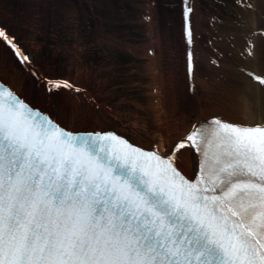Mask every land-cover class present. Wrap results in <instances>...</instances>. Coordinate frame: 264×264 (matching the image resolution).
Wrapping results in <instances>:
<instances>
[{"label": "snow or ice", "instance_id": "6c2138e0", "mask_svg": "<svg viewBox=\"0 0 264 264\" xmlns=\"http://www.w3.org/2000/svg\"><path fill=\"white\" fill-rule=\"evenodd\" d=\"M184 7L192 38L196 7ZM0 38L43 91L38 105L0 78V264H264V120L246 100L240 121L215 114L163 149L144 132L137 145L87 121L71 127L78 113L57 102L62 93L104 105L42 71L3 25ZM255 39L252 32L246 55L264 59V40ZM216 55L223 69L232 53ZM187 70L198 91L194 45ZM249 75L264 86V75Z\"/></svg>", "mask_w": 264, "mask_h": 264}, {"label": "bare ground", "instance_id": "6f19581e", "mask_svg": "<svg viewBox=\"0 0 264 264\" xmlns=\"http://www.w3.org/2000/svg\"><path fill=\"white\" fill-rule=\"evenodd\" d=\"M30 1L31 0H29V3ZM54 1L56 3L52 8L50 5ZM156 1L163 9L168 7L167 5L165 6L162 1ZM223 1L222 4L224 6L222 10H227L225 7L229 5V10H231L232 13H236L235 17L226 15L224 11L217 10V7L215 10L206 6L204 7L198 1L196 3L195 27L196 29L199 27L200 32L204 30L205 33L208 29H203L205 26L200 23L206 24V19L209 16H216L217 18L214 22L216 23V25H214L215 33H221L220 35H223L224 38L221 37V40L219 39L220 37L218 39L216 38L217 40L215 43L216 45L222 43L225 45L232 44L233 47L230 46L229 51L234 57V62H229L228 65L221 70L209 64L208 70H210L211 67L212 69L207 74L202 70L204 64H201V66H199V71L195 74V80L199 86V90L193 91L192 93L188 92L190 83L188 82L187 65L185 64V46L181 44L179 48L178 45H175V42L171 40L173 35H169L167 30H165L166 32L164 33L160 32L159 29L161 26L158 24L157 20L152 21V23H156L150 26V32H152L156 38L152 35V37H149L148 35V39L143 42H138L137 44L134 43L136 37L126 35V33L123 32L125 28L123 29L120 23H115L118 28H115V25L111 26L110 29L112 32L108 33L107 29L104 31L102 30L106 38L101 33V37L98 39L99 43L97 44L99 48L97 47L95 49L97 53L106 50L108 55H112L113 53L119 54V52H123L124 49L127 52L131 51V53L139 57L138 53L139 51L142 52V49H153V51L150 52L151 54L146 53L149 64L142 67L143 70L151 71V73H147L149 76V81L147 82L150 83L153 81V83L150 85L147 84L149 88L145 90V92L138 91V93L136 92L138 95L135 94L138 98H141L144 93L149 97L146 96V98H143L144 100L142 99V101H140V99H136L133 95H126L127 102H131L133 98V112L129 106H125V104L122 105L120 101H116L112 105L108 104L107 101L103 99V95L108 93L107 88L99 84L102 83L101 80H98V83L94 82V79L98 78V74L100 73L99 68V72H97L95 68H93L92 72H88V64L82 59V54L76 49V44H71V47H68L66 45L68 41L65 42L63 39L64 35L56 36V34H53L52 42L55 41L56 45L59 47L63 46V49L66 48L68 50L64 53L62 49L64 53V60L62 63L65 64H63L60 69L59 67L55 69L57 71L59 70L58 72H54L53 70H51V72L50 69L47 71L44 66V72H50L55 76H65L71 79L79 86L87 88L91 96L95 97L100 104L104 105V111L101 112L97 109L95 102L88 97H78L71 92L62 93L56 98L57 102L59 104H66L69 113L73 111L78 113V120L70 119L68 121L69 125L75 127L78 122L84 123L87 121L91 124L93 129L97 127L117 129L129 135L133 142L140 145H144L145 142L137 133L144 132L146 135L150 136L152 140L159 142L163 149L167 147L171 141L183 139L188 135L193 123L198 119L220 114L227 119L235 121L242 120L241 105L239 104L241 99L246 100L255 110V116L258 120H264V87L259 83L256 84L251 82V80H249L250 75L247 73L254 71L256 74L264 75V59L249 57L246 55L245 51L252 32L256 33L255 42L257 45L264 40V31H262V29H264V7H262V2H264V0H239V3H235L233 0ZM34 2L38 8L41 2L44 5V10L40 9L42 13L40 19L37 18L38 11L35 13L30 6L27 11H23L24 9L21 8L19 0H12L11 4H9L11 6L9 7L3 4L5 6L2 8V11L5 12V14L0 20H6L10 27L13 26V33H15L19 39V36L22 35L20 32L21 26L26 28L28 32L32 30L36 33V38H41L42 36L43 39L44 37L48 38L49 35L47 37L45 31L49 28L50 24L56 20L57 16H59V9L65 11L64 8L67 6L66 4L58 2V0H35ZM249 3H254L258 10L249 12L244 7H241V5ZM211 4L213 3L211 2ZM122 8L123 5H117L116 15L121 16L123 14L124 9L121 10ZM80 9V13L84 12L89 14L91 11L87 10L83 5H81ZM173 10L174 7L171 6V8L169 7L167 9V12L172 14ZM217 11L223 14H220L221 16L213 14ZM226 13H228V11ZM151 14L153 15L155 12ZM101 17L103 19V16ZM33 18L36 22H33ZM155 19H157V17ZM63 20V25H66L65 19ZM35 24L41 27L38 28ZM167 26L169 30L171 26ZM80 30L77 26L76 29L73 30L74 36L79 37L82 31ZM209 31L214 32L212 29ZM260 32H262V34ZM122 33L124 37H122ZM85 37H87V34ZM210 38H212V36H210ZM226 38L227 42L225 40ZM58 50L60 51L59 48ZM210 54L208 49L199 47L197 56L198 58L200 56V63H206ZM179 64L181 66H177ZM66 66L68 68L63 70V67L66 68ZM75 70H77V74L72 76V73H76ZM140 70L141 67L139 66V71ZM177 70L179 71L178 73ZM0 77L4 78L14 89H17L18 92H21L26 99L38 105L41 103L40 98L43 96V91L35 88L34 80L30 78V74L26 71L25 67L18 62L16 56L4 40L2 41V38H0ZM225 79L230 80L225 81ZM113 84L115 85V83ZM152 87H156L158 91L156 90V92L148 93L149 89L151 90ZM112 89H114V87ZM117 91H119V89ZM144 103H146L147 107ZM43 107H48V105L44 104ZM108 109L112 110V114L116 119L109 117L105 120L102 118V116H107ZM149 113L153 114V117L155 116L154 118L157 120L156 124L153 123L155 124L153 127H151L148 122ZM191 156V151L184 154V166L190 176L193 170Z\"/></svg>", "mask_w": 264, "mask_h": 264}, {"label": "rangeland", "instance_id": "374dc122", "mask_svg": "<svg viewBox=\"0 0 264 264\" xmlns=\"http://www.w3.org/2000/svg\"><path fill=\"white\" fill-rule=\"evenodd\" d=\"M11 1L12 0H0V18H2L5 14V12L2 11V8L5 5H8L7 7L11 6V5H9V4H11ZM34 1L35 0H31L29 3V0H19V3L21 4V8L24 9L23 11H27L29 6L31 7V9H34V7H36V5L34 4L35 3ZM81 1H82V3H81ZM81 1H79V0H58V2L66 4L67 6L64 8L65 11L59 9V11H58L59 16H57L56 20L54 22H52L50 24L49 28L45 31L46 32L45 34L47 35V37L49 35L48 38L44 37V39H43L42 38L43 36L41 38H36L35 35H37V34L34 33L32 30L28 29L29 30V32H28L27 29L24 28L23 26L20 27V32L22 33V35L19 36L20 40L27 46V49L30 52H32V55H34L37 62H40L43 66L46 67L47 71H49L48 69H50V71L53 70L54 72H58L59 70L57 71L55 69L58 67L60 69V67H62L63 64H65V63H62V61L64 60L63 54L68 51L66 48L63 49V46L59 47L58 45H56L55 41L52 42L53 41V39H52L53 34H56V36L57 35L58 36L64 35L63 39L65 42L68 41V43L66 44L68 47H71V44H73V45L76 44L75 46L77 47V49L82 50V51L84 50L87 52L89 49V48H87L89 46V44H93V42H91V41L88 42V40H86V37H85L87 31L84 30V26H85V23L88 22L86 20V13H84V12L80 13V11H79V10H81L80 9L81 5H85V7H86V6H88V2L86 0H81ZM105 1H106V3L104 2V4H103L104 8H108L109 6L116 5L117 3L119 6L123 5V7H124V15H121V16L115 15V12L112 10H111L112 12L110 11L108 13H103L104 15H107V17L103 15L106 19L109 18V20L106 21V25L108 27L115 25V23L117 22V23H120V26L124 29L125 19L127 21H128V19H130V20L134 21L138 27L137 37L140 38L139 41L143 42L146 39H148V33L150 32V29L146 28L142 25V23H141L142 21L138 16L137 17L134 16L133 18L131 17L132 16L131 12H130L132 9L131 7L134 6V4H131L132 3L131 0H105ZM133 1L137 3V1H139V0H133ZM162 1H164V0H162ZM171 1L172 0H168V2H171ZM42 2L39 5V8L36 10V11H38V13H37L38 19H40V16L42 17V13H41L40 9L44 10V5ZM73 2H74V5H73ZM225 2H227V1H225ZM55 3H56L55 1L52 2V4L50 6H52V8H53ZM120 3H122V4H120ZM3 4H5V5H3ZM206 4L208 6H210L208 1L206 2ZM220 5H221V8H223L224 5L220 4L219 2H216L214 6H212V4H211V8L214 9L215 6L219 7ZM75 7H76V9H75ZM97 7H99V6H97ZM228 7H230V6L228 5ZM228 7H226L227 10H225V11H228L233 17H235L236 13L233 12L234 13L233 14L232 11L229 10ZM100 8H101V5H100ZM109 8L111 9V7H109ZM86 9H89V7L88 8L86 7ZM121 10H123V8ZM156 10L158 12L161 11L160 7H158V8L156 7ZM36 11H35V13H36ZM128 13H129L128 17L125 18ZM178 13H179V11H178ZM159 14L161 15V13H159ZM172 14L175 15L176 13L173 12ZM216 14H220V13H216ZM167 18H169V16ZM62 19H65V21L67 23L66 25H63L62 23L59 22ZM110 19L114 22H112ZM170 20H171V22L174 23L175 18L171 17ZM33 22H36L35 19ZM4 23H7V21L4 20ZM35 26L38 28L41 27L40 25H37V24H35ZM77 26H78L79 30L80 29L82 30V31L80 30L82 33L80 34L79 37H76L73 34V30L76 29ZM170 26L171 27L167 31H168L169 35L170 34L173 35L171 37V40L173 42H175V45H178L180 47V45H181L180 26L178 24H177V27H174L173 25H170ZM10 28L12 29L13 26ZM115 28H118V26L115 25ZM66 29H67V31H66ZM177 29L179 31H177ZM30 31H32L33 33ZM126 33L131 34V31L128 30V31H126ZM103 35L106 38V35L105 34H103ZM57 47L60 49V51L58 50ZM62 49L64 50V53L62 52ZM142 53H143V56H145V53H146L145 49L144 50L142 49ZM82 59H84V61H86L88 64V66H87L88 72L89 71L92 72L93 68H95V70L97 72H99L98 71V68H99L100 73L98 74V78H100V79L95 78L94 79L95 81L94 80L93 81L97 82V83H98V80L102 81V83H99V84L104 85L107 88L108 93H106L103 96L108 97L109 98L108 101H110L111 98L112 99H114V97L116 98L117 97L116 95H118V96H120V100H123V103L125 104V106H129V108H131V111L133 112V110H134L133 98H132L131 102H127V96L126 95L127 94H128V96L133 95L136 99H140V101H142L143 98H146V96H144V95H142L141 98L136 97L138 95L137 94L138 92L136 93V89H134L136 87H134L133 85L135 84V81L137 83V81H140L141 78L143 79V81H149L148 76H146V74L148 72L150 73V71L147 70L146 74L145 73L142 75L140 74L141 78L135 74L132 75L133 77L131 78L130 69L128 70V68H130L129 67V61L124 60L123 57H122V59L119 60V59L115 58L114 54L108 55V52L106 50L100 51V53L99 52L97 53L95 49H91L90 52L87 53V55H82ZM126 59H129V57ZM60 63H62V64H60ZM67 68H68L67 66H66V68L63 67V70L67 69ZM124 69H127V70L125 71ZM75 71H76V73H72V76L77 74V70H75ZM178 72L179 71L177 70V73ZM123 79L129 80V81H127L128 83L126 84V85H128L127 88L126 87L124 88L123 86L120 85V82ZM113 83H115V85H117V83H118V85L115 86ZM148 83H145V85H144L145 87L144 86L142 87V91L144 89L148 88V85H147ZM113 87H114V89H112ZM118 89H119V91H117ZM135 94H137V95H135ZM144 104L146 105V103H144ZM146 107H147V105H146ZM154 117H153V114L150 115L149 124H151V125H154L153 123L156 124L157 120Z\"/></svg>", "mask_w": 264, "mask_h": 264}]
</instances>
